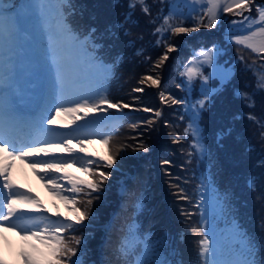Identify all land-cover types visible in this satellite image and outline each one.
<instances>
[{"label":"snow or ice","instance_id":"obj_1","mask_svg":"<svg viewBox=\"0 0 264 264\" xmlns=\"http://www.w3.org/2000/svg\"><path fill=\"white\" fill-rule=\"evenodd\" d=\"M137 2L144 13L150 14L146 0ZM196 2L197 0H191L193 5ZM200 3L202 14L189 17L194 27L185 26L184 19H175L173 16L163 18V23L156 29V33L160 34V39L156 43H162L165 51L152 65L150 73L153 74H145L140 78L139 84L158 88L161 86L157 70L169 59V53L175 50V44L165 38V33L170 32L176 36L190 33L201 26L211 29L226 13L241 18L239 21L233 20V25H243L245 21L248 25L239 29L245 34L230 33L229 39L252 53L264 54V6L255 4V0H200ZM53 5L56 9L55 29L49 20V9ZM71 6L70 0H28L22 5L25 14L29 12L38 14L44 31L48 34V55L54 72L49 103L38 118L25 120L18 115L13 106L14 77L10 71L4 70L6 62L9 65L13 62L19 29L14 20L6 17L7 10L3 0H0V237L7 240L4 236L5 231H12L20 236L21 247L18 255L22 259V264H82L81 259L77 257L78 246L82 244L81 237L72 235L69 238L66 233L69 230L76 232L79 230L77 226L84 225L92 212L93 199H99L92 194L99 192L111 175L100 168L113 169L121 150L127 147H134L135 150L143 152L149 151V146L142 141L135 145L121 143L110 147L112 135L119 129L113 124L105 131L103 121L111 117L101 114H108L109 109H116L120 113L119 118H122L123 109L132 108L134 105L126 104L122 100L113 102L109 98L107 81L110 79L112 67L95 55L98 48L93 40L95 29L82 35L67 22L65 13ZM253 7L256 11L255 17L252 16ZM214 49L215 46L207 51L202 48L198 53V56L203 57V63L213 67ZM240 58L244 59L243 56ZM189 63L195 65L196 60ZM185 74L189 84L194 75H201L205 82L213 75L212 73L203 75L199 67H186ZM219 76L225 81L230 78L227 70L220 72ZM259 79L258 87L264 89V75ZM202 87L204 98L198 101V106H192V123L185 129V133L192 132L195 137L194 146L203 156L206 149L199 135V112L214 90L209 88L207 83ZM142 91V87L133 89V92ZM159 95L162 102L169 101L164 91H160ZM240 95L250 108L255 107L256 101L252 95L248 92H242ZM171 102L184 103L174 98ZM144 110L154 112L156 117L161 115L158 110L151 108ZM249 119L255 117L250 115ZM148 123L151 124L152 121ZM130 127L136 129L138 125L132 124ZM61 129L71 130L65 132ZM96 138H99V143L107 148L103 156L89 150L88 146L95 144ZM16 161L30 164L33 172H36L42 181L46 180L45 186L64 201L66 207H71L74 216L65 217L63 213L57 211L53 218L47 214L51 213V209L40 212L39 209H44L40 198L13 175L17 167ZM162 163L170 165L171 161L164 160ZM74 165H80V171L85 175L77 176L71 172L70 169ZM211 183L210 179L202 178L200 187L208 188L215 193L216 190L211 188ZM177 187L178 197L189 199L185 189L178 185ZM214 199L217 208L222 211L227 197L216 196ZM77 204L81 205L83 210L77 207ZM205 205V196L201 192L197 207L203 208ZM139 206L140 202H137V207ZM187 215L191 216V213ZM233 227L235 235L244 240L239 258L221 259L214 233L202 212L199 226L192 228L193 233L200 237L197 242L199 257L197 264H264V256H258L257 243L241 230V225L234 224ZM146 240L147 237L145 241H141L144 243L141 255L136 256L134 261L127 259L135 255V244L138 241L132 228H129L128 235L123 238L118 248V252L125 257V264H173L161 258L157 246L150 245ZM259 247L264 248V237L261 238ZM153 257L155 259H152ZM0 264H9L3 254H0Z\"/></svg>","mask_w":264,"mask_h":264},{"label":"trees","instance_id":"obj_2","mask_svg":"<svg viewBox=\"0 0 264 264\" xmlns=\"http://www.w3.org/2000/svg\"><path fill=\"white\" fill-rule=\"evenodd\" d=\"M77 1L82 2L83 9H86V16L81 21L84 26L99 27L101 22H104L114 27L113 33L104 38L113 50L120 44V33L125 31H128V36L132 40L145 48L142 54L151 59L146 58L145 61L142 56L135 54L136 77L132 75L134 81L145 74H153L150 73L152 65L165 51L162 43H156L160 39L156 29L169 11L170 1L146 0L150 14L142 11L137 0ZM121 22L124 25L120 24ZM121 25L123 27H120ZM185 26L194 27L192 23ZM194 31L192 35L173 36L170 32L164 34L166 39L175 44V50L169 53V59L157 70L161 86L158 88L148 84L142 85L144 90L139 94L142 100L136 99L137 94L135 102L141 101L147 107L158 108L154 97L158 89L164 91L169 101L161 106L163 112L160 118L151 114L146 118L141 115L133 117L131 123H138V127L131 131L123 130L116 141L118 143L120 140V144L125 145H135L142 141L149 146L148 156L133 155L132 152L143 151L127 147L125 148L127 154H120L117 160L123 168L137 172V179L130 182L129 196L133 197L141 189H147L149 196L153 195L158 213L152 215V221H155L157 214L159 221L151 224L146 221V231L153 229L154 238L183 232L184 238L179 239L178 250L186 261H190L189 258L195 255L198 256L197 242L200 237L192 231L193 227L199 226L194 205L196 182L194 172L198 157L194 154L191 159V154L188 153L186 148L188 142L181 135L176 123L179 106L171 100L172 98L176 100V96L182 95L180 71L193 50L201 47L211 48L227 41L225 33L216 28L208 29L201 26ZM230 48V57L236 60V64L233 65L236 68V76L224 84L226 86L223 87L225 91L222 97L213 102L208 114V124L212 129L221 131L223 135L219 142L213 145L212 155H207L203 162L209 163L208 171L211 172L209 174L212 181L221 187L223 195L228 196L225 212L229 215V222L241 225V230L257 243L258 254L264 256V248L259 247V242L264 237V89L258 87L259 73L264 74V54L258 55L241 48L237 50L238 45L235 44L230 45ZM115 55L116 53L111 54V59H115ZM241 56L244 57L243 60ZM242 92H248L253 96L256 101L255 107L248 106L240 95ZM250 115L255 119H249ZM149 121L152 123L149 124ZM164 160L171 161V164L164 165L162 163ZM105 170L120 174L112 169ZM109 181L112 188L108 191L114 196H110L109 200L115 206L117 196L113 187L116 183L111 179ZM109 181L104 182L106 188L107 184H111ZM177 185L185 189L189 199L178 197ZM187 213H191V216ZM97 236L100 237L99 231ZM118 237V231L114 230L109 242L104 246L110 258L114 257Z\"/></svg>","mask_w":264,"mask_h":264},{"label":"rangeland","instance_id":"obj_3","mask_svg":"<svg viewBox=\"0 0 264 264\" xmlns=\"http://www.w3.org/2000/svg\"><path fill=\"white\" fill-rule=\"evenodd\" d=\"M170 1H171L170 2V9L165 14L164 17L173 16V17H175V19H184L185 20V24H188V23H191L190 20H189V17H195L197 15L202 14V8H201L200 0H197V2L195 3V5H193L191 3V0H188V2H186V0H170ZM255 4L264 6V1H262L259 4L258 1L255 0ZM31 14H34L35 17H31L30 16ZM23 15H24L25 21L28 24V27L27 28L29 30L30 29L31 30H37V32L39 34V37L41 39V41H39V42H41L42 45H43V49L45 51V56H46V59L48 61V65L50 66V69H51V73H52L51 80H52V83H53L54 72H53L52 65H51V61H50V58H49V55H48V41H49L48 34L44 31V28L42 26V23H41V21L39 19L38 14H36L34 12H29V13L25 14V12L23 11ZM246 15H247V13H246ZM55 16H56V9H55V5H53L49 9V20H50V24H51V26H52L53 29H55ZM252 16L253 17L256 16L255 7H253ZM233 20L239 21V20H241V18L240 17H237V16H234L232 14L226 13V14H224L221 17V19L219 20V22L217 23V25L215 27H213V28H216L218 30H222L225 33L226 40H227V41H225L223 43H220V44H217V45H213L211 47V48H213L215 46V49H214V57H213L214 67L213 66H209L207 63H203V57L198 56V53L200 52V50L202 48L193 51V53L190 56V60L189 61H193L195 59L196 60V64L195 65L190 64L189 61H187L186 64L184 65V69H183L181 75H182V78H183V86H184V88L189 93L192 94L193 89H194L195 80L197 78H200V90L203 92L204 89H203L202 85L204 83H207V85L209 86V88L215 90V88L217 87V85H215V84H217L219 82V80L223 81V79H221L220 76H219L220 72H222L224 70H227L228 73H229V77H231L233 75L232 74L234 72L233 67H229V66L225 65L224 63L219 62V56L222 55L221 56V59L222 58L223 59H229V60L232 61V64H236V60L235 59L233 60L232 59L233 57H230L231 53H229V52H230V49H231L230 48V45H232V44L237 45V44L233 40L229 39V34L230 33L245 34V33H241L239 31V29L241 27H247L248 26L246 21L243 23V25H240V24L233 25L232 24V21ZM162 23H163V21H162ZM159 27H160V25H159ZM196 32H197V30H196ZM191 33H189V35ZM159 38H160V36H159ZM128 44L131 47H137V43L135 41H130ZM239 48H241L243 50H246L245 48H243V46H239L238 45V49L237 50H240ZM208 49H210V48H207V49H204V50L207 51ZM227 53H229V54L227 55V57H225V55ZM32 60H33V58L31 59V61ZM186 67H199L200 68V71L203 73V75H209L210 73H212L213 75L210 76V79L207 82L203 81L201 75H194L193 76V79L191 80V82L189 84L188 77L185 74ZM262 75H264L262 72L259 73V77L262 76ZM139 87H141V84L139 85ZM143 90H144V87H143ZM142 92H137L136 94H133V95H131L129 97V98H131L132 102L131 103H128V104L134 105V107H132V108H126L128 111H130L129 109L133 110L135 108H138L140 110H144L145 108H150V107H147L146 105H144V103H142L141 101L139 103H136L135 102L136 101L135 100V96L137 97V94H138V98L141 99L142 97L139 96V94H141ZM159 93H160V91H159ZM159 93L155 96V98L157 99L158 102H160V100H161ZM203 98H204L203 96L197 98L196 100H193L191 98L190 99V103L189 102L185 103L184 109H185V111L187 112V114L189 116V118H187V126L190 123H192V119H191V115H192V111H193L192 106L193 105H197L198 106V101L202 100ZM112 110L114 111V113L116 115H113L110 112ZM117 112L119 113V111L116 110V109H109V113L108 114H101V115H108V116L110 115L109 117H111L110 119H108V121H110L109 124H104V130L105 131H108L113 124H116L117 126L119 125V127H120V124L122 122L120 123V118H119L120 117V113L117 114ZM141 116L142 117L144 116L145 118L147 117L146 116V113H142ZM69 119H70V117H69ZM144 120L145 119H143V121ZM123 121H126V125L123 127L124 128L123 130L124 131H131L132 130V128L130 127L132 125L131 118H125ZM81 123H83V121H81ZM140 123L141 122H139V124ZM123 124H124V122H123ZM123 124H121V125H123ZM136 124L138 125V123H136ZM199 135L201 137V132L199 133ZM118 144H120V140H119L118 143H116L115 146H117ZM111 145H112V142H111ZM90 146H92V147H94V148H96L98 150H101L104 153L107 151V148L104 145H102L101 143H99V138H96V143L93 144V145H90ZM193 147H194V145H193ZM137 153H139V152H137ZM16 168L19 169L21 171V175H23L22 164H20V163L17 162V167ZM72 169H73V173H75L77 176H84L85 175L83 172L80 171V165H74V166H72L71 172H72ZM100 170L107 171L103 167H101ZM107 172H109V171H107ZM118 177H119V175H117L115 173H111V175L109 176V179L113 180L114 182L119 183V181L123 180V177H120V178H118ZM201 192L205 196V200H206V205L203 208L206 209V206H207V208L210 209V212L217 213L219 211V209L216 206V200L214 199L215 195H213L210 192V189H208V188L202 189ZM52 194L54 196H56L53 192H52ZM65 194L67 195V193H65ZM70 212H73V210H70ZM207 220L209 221L210 228H211V230L214 233L215 240L218 243V254H219V257L221 259H225V260H228V259H233V260L234 259H238L239 258V253L242 250L240 248L235 249V250L232 249L231 252L226 253V254L225 253H221V246H222V242L224 240V235H223V233H220L219 232V230L217 229V227L214 224V221H210L209 219H207ZM225 230H227V229H225ZM234 235H235V233L233 232V234H231V236H228L230 242L231 241H234V242H237L238 241L237 240V237L239 238V236H236V235L234 236ZM92 264H93V262H92Z\"/></svg>","mask_w":264,"mask_h":264},{"label":"bare ground","instance_id":"obj_4","mask_svg":"<svg viewBox=\"0 0 264 264\" xmlns=\"http://www.w3.org/2000/svg\"><path fill=\"white\" fill-rule=\"evenodd\" d=\"M95 148H93L92 146H89V150L90 152H92ZM96 151H100V150H96Z\"/></svg>","mask_w":264,"mask_h":264}]
</instances>
